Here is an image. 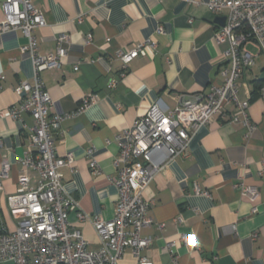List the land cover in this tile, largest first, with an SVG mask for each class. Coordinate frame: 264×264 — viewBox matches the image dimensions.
Masks as SVG:
<instances>
[{
    "label": "crops",
    "instance_id": "obj_1",
    "mask_svg": "<svg viewBox=\"0 0 264 264\" xmlns=\"http://www.w3.org/2000/svg\"><path fill=\"white\" fill-rule=\"evenodd\" d=\"M203 1L33 0L47 22L33 34L39 53H54L57 38L69 36L61 68L43 72L41 81L53 100L49 116L67 115L54 133L55 148L58 156L75 158L74 168L63 170V180L81 212L114 217L118 190L110 178L119 156L115 138L123 130L157 102L173 110L180 98L208 93L225 80L229 63L222 56L228 44L214 41L215 20L224 16L196 4ZM148 40L155 43L148 57H138L125 69L119 54ZM26 44L22 31L0 33V112L21 105L17 89L22 81L34 84L31 57L21 53ZM263 73L260 57L245 78L252 83ZM245 78L238 82L239 97L250 93L249 116L256 129L250 134L242 124L215 118L192 138L188 155L168 161L146 190L154 224L142 236H151L153 243L142 256L151 264H264V98L254 93L253 83L243 84ZM91 97L95 102L79 111ZM234 109L229 105L226 112ZM33 125L29 114L22 121L0 120V171L4 158L11 164L0 189L2 232L17 227L8 198L18 193V160L29 154ZM31 175L34 187L38 176ZM241 185L258 189L255 202L241 195ZM69 220L90 249L100 247L90 223L79 222L77 212ZM181 235L193 236L196 245L186 246ZM169 243H175V254L166 250ZM118 264L139 263L127 250Z\"/></svg>",
    "mask_w": 264,
    "mask_h": 264
},
{
    "label": "built area",
    "instance_id": "obj_2",
    "mask_svg": "<svg viewBox=\"0 0 264 264\" xmlns=\"http://www.w3.org/2000/svg\"><path fill=\"white\" fill-rule=\"evenodd\" d=\"M196 4H205L226 18L225 25L218 26L214 33L217 45L228 44L222 56L229 63L223 72L225 80L213 85L208 93H190L180 98L173 110H165L159 102L155 103L115 138L119 156L114 163L116 174L110 181L118 190V199L114 217L105 220L81 212L79 202L66 190L63 170L73 169L76 162L72 154L58 156L54 133L60 130L67 115L49 116L53 100L41 81L43 72L61 68L68 55L69 36L57 38L54 53L41 55L33 34L47 25L42 11L33 0L3 2L0 33L23 32L27 44L21 47V53L31 57L34 84L21 82L17 89L22 96L21 105L1 111L0 120L22 121V115L29 114L34 125L29 133V154L18 160L22 168L18 193L8 198L17 227L14 231H0V264H118L127 250L139 264H151L142 256L153 243V238L142 236V231L154 224L150 216L152 202L144 194L160 169L170 160L187 156L192 138L215 118L242 124L250 134L256 129L249 116L251 95L247 92L246 98L241 99L238 82L256 67L258 58H264V0H205ZM159 32H164L163 28ZM154 48L155 43L148 40L121 52L118 57L127 69L138 57H148L149 50ZM243 84L252 85L246 78ZM258 93L264 98V83ZM93 102L94 97L85 98L79 111ZM229 105L235 107L230 114L226 112ZM10 170L11 164L4 158L0 189ZM32 173L38 176L34 187ZM240 192L252 202L259 196L257 188L244 185L240 186ZM256 211L257 208L253 210ZM73 212H77L79 222L92 225L99 238L97 250L89 248L84 234L70 222L69 215ZM180 240L186 246L196 245L193 236L181 235ZM174 246L175 243H169L166 250L175 254Z\"/></svg>",
    "mask_w": 264,
    "mask_h": 264
},
{
    "label": "water",
    "instance_id": "obj_3",
    "mask_svg": "<svg viewBox=\"0 0 264 264\" xmlns=\"http://www.w3.org/2000/svg\"><path fill=\"white\" fill-rule=\"evenodd\" d=\"M215 23L220 26V27H223L225 25V18L224 17H218L216 20H215ZM259 81L261 82H264V73L260 76V78L258 79Z\"/></svg>",
    "mask_w": 264,
    "mask_h": 264
},
{
    "label": "trees",
    "instance_id": "obj_4",
    "mask_svg": "<svg viewBox=\"0 0 264 264\" xmlns=\"http://www.w3.org/2000/svg\"><path fill=\"white\" fill-rule=\"evenodd\" d=\"M253 85H254V93L256 94V93H258V89H259V87L261 86V85H263V83L261 82V81H259V80H254L253 82ZM254 94V95H255Z\"/></svg>",
    "mask_w": 264,
    "mask_h": 264
}]
</instances>
